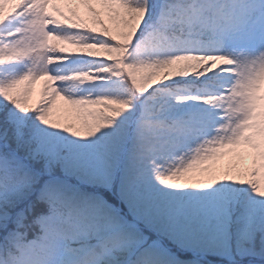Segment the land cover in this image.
Instances as JSON below:
<instances>
[{"label":"snow or ice","instance_id":"6c2138e0","mask_svg":"<svg viewBox=\"0 0 264 264\" xmlns=\"http://www.w3.org/2000/svg\"><path fill=\"white\" fill-rule=\"evenodd\" d=\"M0 264H264V0H0Z\"/></svg>","mask_w":264,"mask_h":264},{"label":"rangeland","instance_id":"374dc122","mask_svg":"<svg viewBox=\"0 0 264 264\" xmlns=\"http://www.w3.org/2000/svg\"><path fill=\"white\" fill-rule=\"evenodd\" d=\"M36 87H37V89H39V88H40V84H37V86H36Z\"/></svg>","mask_w":264,"mask_h":264},{"label":"trees","instance_id":"16d2710c","mask_svg":"<svg viewBox=\"0 0 264 264\" xmlns=\"http://www.w3.org/2000/svg\"><path fill=\"white\" fill-rule=\"evenodd\" d=\"M33 231H36L35 229ZM153 239H155V237H153Z\"/></svg>","mask_w":264,"mask_h":264}]
</instances>
